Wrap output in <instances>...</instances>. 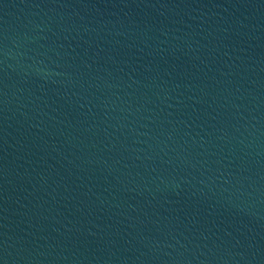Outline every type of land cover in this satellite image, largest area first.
<instances>
[{"label": "water", "instance_id": "obj_1", "mask_svg": "<svg viewBox=\"0 0 264 264\" xmlns=\"http://www.w3.org/2000/svg\"><path fill=\"white\" fill-rule=\"evenodd\" d=\"M0 264H264V0H0Z\"/></svg>", "mask_w": 264, "mask_h": 264}]
</instances>
